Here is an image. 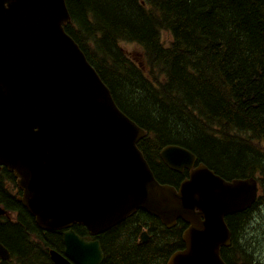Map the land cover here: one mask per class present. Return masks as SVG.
Listing matches in <instances>:
<instances>
[{
  "label": "trees",
  "instance_id": "obj_1",
  "mask_svg": "<svg viewBox=\"0 0 264 264\" xmlns=\"http://www.w3.org/2000/svg\"><path fill=\"white\" fill-rule=\"evenodd\" d=\"M64 26L109 88L118 108L147 134L137 143L159 183L178 187L186 171L159 158L166 145L192 151L225 180L255 177L264 192V0H66ZM162 33L170 35L168 43ZM137 50L128 52L122 43ZM263 190V191H262ZM14 175L0 166V264H55L62 230H43L17 200ZM251 208L225 217L226 264H260L249 235ZM180 219L166 228L138 209L102 232L100 264H167L184 247ZM146 228L149 239L138 241ZM74 231L91 238L80 225Z\"/></svg>",
  "mask_w": 264,
  "mask_h": 264
},
{
  "label": "water",
  "instance_id": "obj_2",
  "mask_svg": "<svg viewBox=\"0 0 264 264\" xmlns=\"http://www.w3.org/2000/svg\"><path fill=\"white\" fill-rule=\"evenodd\" d=\"M66 0H0V166L16 178L18 201L45 230H63L55 264H100V241L91 236L137 209L167 228L181 220L185 248L167 264H225V216L250 208L253 177L225 180L196 155L166 145L160 160L188 171L178 187L159 183L137 143L146 135L116 105L109 88L74 39ZM4 210L0 208V214ZM146 231L140 242H146ZM0 258L10 259L0 242Z\"/></svg>",
  "mask_w": 264,
  "mask_h": 264
},
{
  "label": "rangeland",
  "instance_id": "obj_3",
  "mask_svg": "<svg viewBox=\"0 0 264 264\" xmlns=\"http://www.w3.org/2000/svg\"><path fill=\"white\" fill-rule=\"evenodd\" d=\"M162 40L166 43L170 41V35L167 33H162ZM122 46L128 51L133 52L137 50V46L130 42L122 43ZM263 191V190H262ZM261 192V191H260ZM263 197V201L258 204V207L252 212L250 216V220L252 223L248 226V230L250 231L249 235H254V238L260 242L258 246V250L256 252V257L261 262L260 264H264V192H261Z\"/></svg>",
  "mask_w": 264,
  "mask_h": 264
},
{
  "label": "flooded vegetation",
  "instance_id": "obj_4",
  "mask_svg": "<svg viewBox=\"0 0 264 264\" xmlns=\"http://www.w3.org/2000/svg\"><path fill=\"white\" fill-rule=\"evenodd\" d=\"M227 247H228V246H227ZM222 249H223V250H225V251H227V250H228V251H230V248H228V249H227V248H226V247H224V246H223V248H222Z\"/></svg>",
  "mask_w": 264,
  "mask_h": 264
}]
</instances>
